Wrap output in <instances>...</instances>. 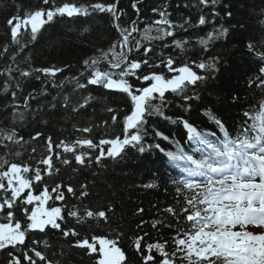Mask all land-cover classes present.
I'll list each match as a JSON object with an SVG mask.
<instances>
[{"label": "trees", "instance_id": "trees-1", "mask_svg": "<svg viewBox=\"0 0 264 264\" xmlns=\"http://www.w3.org/2000/svg\"><path fill=\"white\" fill-rule=\"evenodd\" d=\"M64 2L68 0H54L57 6ZM71 2L87 6L95 2H115V0H71ZM133 2L136 0H119V8L124 13L120 23L122 27H127L132 20L138 21L137 27L140 31L134 33V36L145 47L154 49L149 55L151 61L157 62L160 57L165 60L172 57L175 67L188 64L193 69L196 68L195 64L207 63L215 59L214 70L195 71L206 79L198 82V86L194 88L199 99L191 101V111H186L187 105L178 96L166 92L169 102L166 115L183 116L200 130L218 132L215 124L203 115L207 110L223 120L233 136L242 132L244 128L241 125L246 119L245 112L249 114L258 108L264 95V84H261L264 78L260 73V68L264 67V23H262L264 0H216L215 4L208 0L204 5L200 4L199 0H138L139 15L132 9ZM49 6L44 5L43 0H0V54H2L0 55V129L15 130L25 142L22 145L5 142L7 147L0 144V159L28 164L32 168L37 166L40 159L48 155L49 136L57 143L60 140L72 143L77 139L89 138L98 144L102 138L111 139L116 136L122 138L123 116L130 113V102L129 107L125 108L121 101L119 104L121 111L118 114L120 124L113 125L110 116L114 113L107 111V107H116L112 103L115 95L112 90L89 86L90 91H74V83H62L66 77H79L84 71L85 59L98 56L101 51H107L109 46L117 41L118 33L113 27L111 17L107 14L56 16L37 34L36 41L28 43L26 49L19 53L16 61H13L12 56L18 52V46L11 42L8 19L14 16L23 18L32 11L47 9ZM153 8L166 10L170 14L169 19L175 24H183L185 21L189 23L185 28L174 29V37H164L162 40L146 39L144 28L160 18L158 13L152 11ZM201 15L207 21L204 25L198 23ZM221 28L228 29L227 33L211 41L205 50L199 41ZM21 32L24 34L21 42L27 43L30 39V28H22ZM150 35H155V32ZM174 39L188 43L182 50L176 47ZM249 43L253 45L251 50L248 48ZM5 47L8 49L7 52ZM133 58L144 59L143 48L138 54L134 52ZM17 64L21 69L26 70L42 67L65 70L57 73L56 77H44L41 74L42 79L39 81L34 77H20L18 72L13 73L15 79H10L6 69L9 66L16 68ZM101 68L107 70L106 65L102 64ZM154 70L163 71L168 76L174 75L168 73L166 68ZM17 80L21 82L22 89L17 90L15 103L18 107L14 109L11 106L13 103L11 92L16 90ZM51 80L55 81L56 87L52 86ZM133 82L137 86H148L147 83L141 85L134 79ZM5 85L9 86L7 93L4 92ZM32 94H35V98L29 100V105L25 107L24 98ZM188 94L192 95V92L189 91ZM65 95L70 96L71 100V105L67 109L63 103ZM89 95L92 99L85 109L71 111L72 106L83 103L84 98ZM53 97L57 98L56 109L51 108ZM21 112L24 114L23 120L19 119ZM153 125L170 137L178 139L181 145L185 144V132L180 125H172L156 116L149 118V131ZM84 127L92 128L93 131L83 133L78 130ZM37 132L42 133L43 138L32 140ZM157 142L164 148H172L171 144L153 139L151 135L145 138L146 145ZM76 151L77 154L90 153L93 157L91 163H88L86 157L85 164L79 165L71 153H62L70 160V166L62 164L60 160H54L51 177L44 171L45 166H39L49 188L61 184V190L65 193L64 201L53 198L48 201V206L62 209L65 220L59 221L61 226L65 230L69 228L75 230L78 237L66 238L59 231L48 228L47 235L40 232L29 233L26 237L29 247L33 246V240L38 241L35 246L48 257L51 264H96L99 258L98 252L89 254L87 249L75 246L77 239H87L92 243L93 236L116 239L117 246L125 252L131 264H143L140 253L134 249V241L138 236L144 237L145 246L148 243L167 241L166 250L173 251L174 245L171 241L176 235L177 228L188 230L191 222H187L185 215L179 212L181 205H186L172 183L176 176L170 171V164L166 162V158L155 149L140 153L136 149L127 148L122 158L113 160L104 157L101 164H96L94 156L99 154L98 149L77 148ZM16 152L20 155L16 156ZM56 168L60 171L56 172ZM27 175L31 176L32 173ZM149 184L155 186L149 188L147 187ZM81 185H86L89 193L87 197L79 196ZM69 186L75 189L77 193L75 196L67 192ZM43 187L44 184L41 183L39 187H34L33 191L37 193L43 190ZM52 195L54 197L55 194ZM178 200L180 204L177 203ZM169 207L173 208L177 215L168 213L166 210ZM140 209L143 211L140 212ZM69 210H76L78 214H84L86 211H105L108 220L98 221L95 218H87L84 223H78L76 218L68 217ZM17 216L23 217V213H17ZM154 221L162 223L153 228ZM153 255L159 264L161 257L155 252ZM5 256V252H0V261H3Z\"/></svg>", "mask_w": 264, "mask_h": 264}, {"label": "snow or ice", "instance_id": "snow-or-ice-1", "mask_svg": "<svg viewBox=\"0 0 264 264\" xmlns=\"http://www.w3.org/2000/svg\"><path fill=\"white\" fill-rule=\"evenodd\" d=\"M207 2L208 0H199L202 5ZM211 2L215 4L216 0ZM43 4L50 6L47 9L32 11L23 18L14 16L8 19L11 42L18 46V52L12 56L13 61H16L19 53L26 49L28 43L36 41L37 34L56 16L107 14L111 17L113 27L118 33L117 41L112 43L107 51H101L98 56L85 59L84 71L79 77H66L62 83H74V91H90L89 86L112 90L115 94L112 103L116 107H107V111L114 113L110 116L113 125L120 124L118 114L121 111L119 106L121 101L125 108L129 107L130 102V113L123 116L122 138L120 136L111 139L102 138L98 144L89 138L77 139L72 143L60 140L57 143L49 136L48 155L40 159L35 168L28 164L0 159V252L6 253L0 264H51L48 257L35 246L38 241L33 240L32 247L26 243L29 233L38 231L47 235L46 229L50 228L59 231L66 238L78 237L75 230L71 228L65 230L61 226L59 221L65 220V217L60 207L45 208L50 199L64 201L65 193L61 190V184L49 188L39 166H45L44 171L51 177L54 160H60L62 164L70 166V160L62 153H71L79 165L85 164L86 157L88 163H91L93 158L91 154L88 152L77 154V148L98 149L99 154L94 156L96 164H101L104 157L113 160L122 158L127 148L136 149L140 153L155 149L166 158L167 163L178 169V176L172 180V183L186 205H181L179 212L185 215L187 222H191V227L188 230L177 228L176 235L172 237L171 244L174 245V250L171 252L166 250L167 241L148 243L145 246L144 237L138 236L134 241V249L140 253L143 264H157L154 252L161 257L159 264H184V262L186 264H264V119L257 124L253 118L250 126L244 127L242 132L233 136L223 120L213 115L211 111L206 110L203 115L215 124L218 132L200 130L183 116L166 115L169 104L166 92H171L183 100L187 105L186 111L190 112L191 101L199 99L194 88L206 77L198 75L188 64L175 67L172 57L166 60L160 57L157 62L151 61L149 55L154 49L145 47L134 36V33L140 31L137 27L138 21L132 20L129 26H121L120 21L124 13L119 8V0L95 2L87 6L77 5L71 0L59 6L54 4V0H43ZM132 9L139 15L138 0L132 3ZM152 11L158 13L160 18L144 28L146 39L162 40L164 37H174V29L185 28L189 23L185 21L183 24H175L169 19L170 14L166 10L153 8ZM198 23L200 25L207 23L203 15L200 16ZM29 27L30 39L27 43H22L21 37L24 34L21 29ZM227 31L226 28L216 30L209 33L206 39L202 38L199 43L207 50L211 41L224 36ZM152 32H155V35H150ZM173 42L182 50L188 43L175 39ZM142 48L144 59L133 58V53H140ZM248 48L251 50L253 45L249 43ZM7 50L5 47V52ZM193 63L195 64V61ZM102 64L107 66V70H102ZM195 67L214 70L215 59L207 63L200 62L195 64ZM156 68H166L168 73L174 75L168 76L163 71L156 72L154 70ZM64 70L48 67L26 70L21 69L17 64L16 68L9 66L6 74L10 79H15L13 73L18 72L20 77H34L39 81L42 75L56 77L57 73H62ZM145 72L147 74H144ZM260 73L264 74V67L260 68ZM133 79L139 81L141 85L147 83L148 86H137ZM50 82L56 87L54 80ZM261 84H264V79L261 80ZM21 89L22 84L17 80L16 90L11 92L13 98L11 106L14 109L18 107L15 103L17 90ZM8 91L9 86L5 85L4 92ZM189 91L192 95L188 94ZM34 98L35 94L25 97L24 106L27 107L29 100ZM56 99L53 97L52 109L57 107ZM91 99L89 95L84 98L83 103L72 106L71 111L85 109ZM63 103L67 109L71 105L70 96H63ZM244 115L248 116V113L245 112ZM153 116L160 117L172 125H180L185 132L187 147L154 125L149 131V118ZM19 119H24L22 112L19 113ZM78 130L83 133L93 131L89 127ZM150 135L153 139L171 144L172 148H164L159 142L146 145L145 138ZM37 138H43V134L37 132L31 139ZM5 142L14 145L25 143L23 137L18 136L15 130L0 129V144L7 147ZM15 155L19 156L20 153L16 152ZM55 171L60 170L56 168ZM29 173L32 175H27ZM41 183L44 184L43 190L38 195L34 194L33 188L39 187ZM154 186V184L147 185L149 188ZM67 192L73 196L77 194L72 186L67 188ZM52 194H55L54 197ZM88 195L86 185H81L79 196L84 198ZM177 203L180 204V201L178 200ZM28 205H33L30 211ZM139 211L142 212L143 209ZM166 211L177 215L171 207ZM21 212L23 217L18 218L17 213ZM67 215L76 218L78 223H84L87 218H95L98 221L108 220L105 211H86L84 214H78L76 210H69ZM161 223L154 221L152 227L156 228ZM92 241L90 243L87 239H77L75 246L87 249L89 254L98 252L99 258L96 264H131L125 252L117 246L116 239L93 236ZM44 243L47 247V241Z\"/></svg>", "mask_w": 264, "mask_h": 264}, {"label": "bare ground", "instance_id": "bare-ground-1", "mask_svg": "<svg viewBox=\"0 0 264 264\" xmlns=\"http://www.w3.org/2000/svg\"><path fill=\"white\" fill-rule=\"evenodd\" d=\"M109 1V0H108Z\"/></svg>", "mask_w": 264, "mask_h": 264}]
</instances>
